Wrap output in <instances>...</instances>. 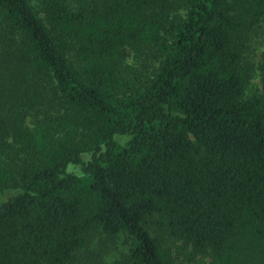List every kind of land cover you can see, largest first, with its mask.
Segmentation results:
<instances>
[{
    "label": "trees",
    "instance_id": "1",
    "mask_svg": "<svg viewBox=\"0 0 264 264\" xmlns=\"http://www.w3.org/2000/svg\"><path fill=\"white\" fill-rule=\"evenodd\" d=\"M176 242L264 264V0H0V264Z\"/></svg>",
    "mask_w": 264,
    "mask_h": 264
},
{
    "label": "rangeland",
    "instance_id": "2",
    "mask_svg": "<svg viewBox=\"0 0 264 264\" xmlns=\"http://www.w3.org/2000/svg\"><path fill=\"white\" fill-rule=\"evenodd\" d=\"M262 50H263V47H261L260 49H258L257 51H254L253 53H255V55H254V58H255V63L256 64H258V63H260V61H261V52H262ZM127 63L129 64V65H132L134 68L136 67L137 69H139V70H141V71H143L144 70V68L143 67H141L140 65H137L136 64V59H135V56H134V53L133 52H130L129 54H128V56H127ZM144 72H145V70H144ZM250 89L252 90V91H256V90H261V82H260V78H259V76L257 75V74H255V76H254V78H253V80H252V82H251V85H250ZM88 160V156H83V161H87ZM69 171L71 172V173H74V174H77V175H79L80 173H81V169H80V167L79 166H75V165H70L69 166ZM109 244V243H108ZM98 245L99 244H95L92 248H93V250H92V252L95 254V255H101V249L98 247ZM104 249H107V251H105V254H107V256H106V261H107V263L108 264H110L111 263V261L114 259V257H113V254H112V252L113 253H115L114 252V249L113 248H111V247H109V248H105V247H103V250ZM173 255H174V257L178 260V261H180V262H184L185 264H189L190 262H191V259L192 258H190L191 257V255L189 254L190 253V248H188V249H184L183 250V248L181 249V243H179V242H176L175 243V246H173ZM110 251V252H109ZM98 258V257H97ZM95 258V259H93V256H90L89 258H88V262H90L91 263V261H92V264H101L100 263V259L98 258ZM196 261H205V263L206 264H208L209 263V258H201V257H196V259H195ZM90 263H88V264H90Z\"/></svg>",
    "mask_w": 264,
    "mask_h": 264
}]
</instances>
